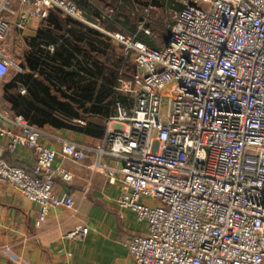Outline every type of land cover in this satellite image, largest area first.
Here are the masks:
<instances>
[{"label":"built area","instance_id":"1","mask_svg":"<svg viewBox=\"0 0 264 264\" xmlns=\"http://www.w3.org/2000/svg\"><path fill=\"white\" fill-rule=\"evenodd\" d=\"M172 1L180 10L161 50L101 30L136 70L118 80L98 145L50 149L41 130L0 110V180L40 208L39 227L73 204L53 193L55 179H72L53 167L58 154L94 156L119 184L120 207L147 224L127 245L132 264H264V0ZM53 9L98 29L70 0H0V43ZM13 68L21 72L0 51V86ZM20 147L35 152L32 175L3 158ZM87 234L76 228L66 240Z\"/></svg>","mask_w":264,"mask_h":264},{"label":"crops","instance_id":"2","mask_svg":"<svg viewBox=\"0 0 264 264\" xmlns=\"http://www.w3.org/2000/svg\"><path fill=\"white\" fill-rule=\"evenodd\" d=\"M70 1L76 5L79 2L96 5L111 2ZM81 10L87 20L86 10ZM46 18L32 20L22 35L12 26L9 35L24 36L30 38L27 39L29 41L36 37L41 22ZM3 46L0 43L2 55L11 60ZM39 130L45 134L40 143L57 151L61 141L81 147H94L101 141L49 127ZM3 158L11 167L33 174L36 161L33 150L26 147L13 152L4 150ZM95 162L94 156L73 162L58 154L53 167L69 173L72 179L70 182L55 179L53 193L58 197L71 198L73 204L70 209L52 210L39 227L40 208L30 203L19 190L0 180V264H132L127 245L134 237L146 235L147 224L138 223L133 214L120 207L119 184H111L107 174L95 167ZM102 164L114 167L110 160H104ZM76 228H87V236L80 241L66 240V236Z\"/></svg>","mask_w":264,"mask_h":264},{"label":"trees","instance_id":"3","mask_svg":"<svg viewBox=\"0 0 264 264\" xmlns=\"http://www.w3.org/2000/svg\"><path fill=\"white\" fill-rule=\"evenodd\" d=\"M110 1L117 13L106 19L108 22L99 19L106 10L100 5L105 3H77L86 10L87 21L98 29L62 16L57 10L49 12L36 37L27 42L21 72L2 88L5 113L21 116L38 129L49 127L102 140L104 124L115 114L116 101L121 100L116 93L118 80L131 78L136 70L130 60L117 54L115 45L103 32H119L127 37L138 34L139 41L155 50L161 49H156L153 43L169 34L168 29L154 42L144 33L136 34L137 25L134 28L129 21L136 23L137 15L132 10L127 14V22L121 23L118 16L125 6L123 0ZM171 4L172 0H168L163 7L167 10ZM179 10V6L174 8L175 13Z\"/></svg>","mask_w":264,"mask_h":264},{"label":"rangeland","instance_id":"4","mask_svg":"<svg viewBox=\"0 0 264 264\" xmlns=\"http://www.w3.org/2000/svg\"><path fill=\"white\" fill-rule=\"evenodd\" d=\"M167 1L168 0H133L132 2H134L135 5H132V2L129 3L127 0L128 4H125V0H123L125 6H123L124 9L121 11L118 17L120 18V22L125 24L127 22L126 19L128 18L127 14L132 13L133 10V12L137 15V19L135 21L136 23L133 24L132 21L129 22L133 27L137 25L136 34L143 33L142 31H140V27L142 26V28L148 30L150 33V35H146L144 33L146 37L151 38V40L154 42L157 41L158 38H160V35L167 33V30L169 29V26L174 18V8L177 6V4L172 1L173 4H171V8L169 7V9L165 10L163 4ZM105 3L106 5H100L102 8H106L103 13V18L105 19L101 18L102 22H105L106 19L110 20L109 18H114L117 13L116 8L112 7V2ZM134 9H136L137 11H135ZM147 10L150 11L148 12ZM48 15L49 13L46 16L48 17ZM62 16H64V14H62ZM41 20H43V18ZM107 20L106 22H108ZM117 29H120V27H118ZM168 38L169 34L161 37L159 41L153 43L154 47L156 49H162L165 46ZM27 39L30 38H26L20 35L16 37L14 34H10L6 38V40H4V46L2 43V46L3 48H5L6 53L11 59V61L19 67L22 64L26 52H28ZM146 41L149 42L150 40ZM23 43L26 44L25 47H23ZM113 48L115 49L118 55L122 56V48L120 46L115 44ZM17 73L19 72H17L16 69L13 68L7 80L0 86V110L2 112H5L6 106L1 101V98L3 96L2 88L4 84H6L10 79H12V77L15 76Z\"/></svg>","mask_w":264,"mask_h":264}]
</instances>
